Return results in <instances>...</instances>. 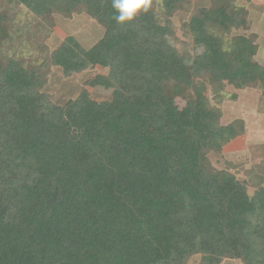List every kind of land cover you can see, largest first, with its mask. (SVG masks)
Masks as SVG:
<instances>
[{"label": "trees", "instance_id": "16d2710c", "mask_svg": "<svg viewBox=\"0 0 264 264\" xmlns=\"http://www.w3.org/2000/svg\"><path fill=\"white\" fill-rule=\"evenodd\" d=\"M39 16L82 12L105 28L86 49L68 36L47 59L69 77L108 69L64 105L41 92L34 70L0 64V264H201L240 259L264 264V186L213 169L212 151L243 134L220 125L202 96L206 83L264 86L255 43L224 49L213 28L247 25L229 4L201 10L190 27L202 52L192 59L172 42L171 18L185 0H163L122 26L112 0H20ZM5 16L0 14V33ZM247 27V26H246ZM192 89L184 106L177 97Z\"/></svg>", "mask_w": 264, "mask_h": 264}, {"label": "rangeland", "instance_id": "374dc122", "mask_svg": "<svg viewBox=\"0 0 264 264\" xmlns=\"http://www.w3.org/2000/svg\"><path fill=\"white\" fill-rule=\"evenodd\" d=\"M157 17L164 20L163 0H153ZM220 4H229L242 12L247 27L229 31L213 28L224 49H229L233 38L244 36L252 40L257 52L254 61L264 67V0H185L171 18L172 42L180 54L192 59L202 52L193 41L190 27L194 16L201 10H210ZM0 14L5 16L0 33V64L9 59L19 61L25 68L34 70L45 82L41 92L54 104L64 105L87 89L93 100H112V90L91 88L88 82L109 70L89 68L69 77L62 68L47 59L68 36L75 37L84 48L90 49L105 35V28L87 13L71 17L62 14L39 16L20 0H0ZM192 89L186 97H177L179 105L195 100ZM209 108L221 113L220 125L228 126L242 121L243 134L226 144L221 151H212L208 160L213 169L226 171L245 183L250 196L264 186V86L260 83L238 89L227 83L210 85L202 96ZM187 264H201V255L193 256ZM221 264H244L240 259H225Z\"/></svg>", "mask_w": 264, "mask_h": 264}, {"label": "clouds", "instance_id": "9594fccd", "mask_svg": "<svg viewBox=\"0 0 264 264\" xmlns=\"http://www.w3.org/2000/svg\"><path fill=\"white\" fill-rule=\"evenodd\" d=\"M153 0H112V19L119 25L134 23L141 15L152 9Z\"/></svg>", "mask_w": 264, "mask_h": 264}, {"label": "crops", "instance_id": "0c3cea01", "mask_svg": "<svg viewBox=\"0 0 264 264\" xmlns=\"http://www.w3.org/2000/svg\"><path fill=\"white\" fill-rule=\"evenodd\" d=\"M256 0H253V2H255Z\"/></svg>", "mask_w": 264, "mask_h": 264}]
</instances>
